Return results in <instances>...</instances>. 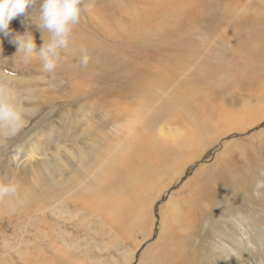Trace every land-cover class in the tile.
Returning a JSON list of instances; mask_svg holds the SVG:
<instances>
[{"label": "rangeland", "instance_id": "obj_1", "mask_svg": "<svg viewBox=\"0 0 264 264\" xmlns=\"http://www.w3.org/2000/svg\"><path fill=\"white\" fill-rule=\"evenodd\" d=\"M144 1L84 0L82 9L88 3L92 7L82 11L80 22L70 37V51L62 53V59L52 73L43 72L38 60L25 63L22 55L15 56L17 46L11 42L15 34L30 31L37 48L42 45V33L34 25L39 23V3L29 8L28 14L10 22V36L0 34V85L12 90L24 114V123L14 135L0 136V184H12L16 188L25 186L27 193L35 192L30 193L36 199V203L19 204L17 192L20 187L14 195L4 197L6 201L0 199V264H264V87H261V93L258 92L259 85L264 86V66L252 63V55L244 50L231 52L240 67L234 77L220 76L212 81L215 92L205 104L207 114L200 117L204 120L212 114L218 122L222 109L215 107L222 103L223 110L235 116L243 114L237 123L235 120L232 124L225 123L228 128L239 126L241 130L224 134L226 126H218L215 121L210 125L204 123L214 130L210 138L216 142L214 148L207 147L199 158H190L181 168H170V171L156 165L140 185L136 184L137 192L114 187L98 190L94 210L81 206L85 193L79 194L81 198L75 203L70 197L65 198V203L64 182L68 187L72 181L77 184L83 180L84 172L83 168L77 169L80 164L66 159L62 147L72 145L73 139L81 146H88L90 137L75 131L68 134L63 116L72 115L77 119L81 116L80 109L87 108L97 121L106 120L100 128L110 131L113 136L115 124L112 119L118 116L117 108L122 105L118 102L117 92L98 93L93 82L97 72L102 71L105 76L107 70L122 75L129 69L157 71L160 66L163 69L158 60L164 58L165 51L188 38L198 44L191 47L193 51L189 50V56L198 65L203 62L208 67H220L225 47L214 43V47H206L204 43L212 44L209 41L211 35H206L199 27L207 25L209 18L214 21V14L205 8L211 0H202L205 12L198 7L182 12L176 9L180 14H167L156 22L146 19ZM213 1L216 4L224 2ZM231 1L248 7V10L257 7L256 0L255 3L254 0ZM245 14L243 12V16ZM244 17L239 25V18L232 20L230 27L218 23L213 35H219L225 42H234L239 38L240 30L247 31L250 16ZM81 49H86L90 57L86 68L79 65ZM210 50L214 52L209 54ZM170 55L167 53L166 56ZM101 56H105V60H101ZM143 61L147 64L145 67H141ZM33 89H42L47 98L50 96L49 100L44 95L31 97L30 90ZM56 89L62 93L67 90V98L59 97ZM240 109L242 112L239 113ZM250 111L254 113H247ZM185 120L191 127L192 123ZM227 145H237L245 155L248 152L255 155L250 164L238 157L233 163L222 159L225 166L236 164L239 169L248 166L255 169L253 182L245 184V179L240 177L244 190L240 191L237 180L222 188L207 172ZM198 146L201 150V145ZM30 152L35 157L33 165L27 158L32 155ZM112 164L116 163L99 162L93 175L101 177L102 167L108 172L115 170ZM198 177L200 179L196 180ZM227 179L224 178V185ZM99 205L103 207L100 210L97 209ZM107 207H112V214H108ZM190 222L193 223L190 225Z\"/></svg>", "mask_w": 264, "mask_h": 264}, {"label": "bare ground", "instance_id": "obj_2", "mask_svg": "<svg viewBox=\"0 0 264 264\" xmlns=\"http://www.w3.org/2000/svg\"><path fill=\"white\" fill-rule=\"evenodd\" d=\"M211 1L212 2L206 3L205 8L208 10V12H212L214 14V21L209 18L210 20L208 19L207 25L199 27L204 30L206 35H211L212 39L209 38V41L212 44L204 43V45H207L206 47H214L213 43L222 46V48L225 47L222 51V57H220V67L218 69H216V67L214 66L208 67L203 62L199 63L198 65V63H196L194 59L189 56V50L193 51L191 47L198 46L196 42L189 40L188 38L184 41L182 40L183 42H180L179 44H175V47L171 42L170 44H172L174 48L172 49L171 47L172 50L169 48L167 51H165L166 55L167 53H170L171 55H165L162 60H158V62L163 65V69L162 66H160L159 68H157V71H152L150 69L146 71L145 69L140 68L134 70H126L122 75H118L117 72L109 70H107L105 76L102 71L95 74L93 82L94 85H96V90L98 91V93L100 95H103V93H111L109 91L113 90L112 92L118 93V102L122 103V105L117 108L118 116L112 119V124H115L113 128L114 130H111L112 133L114 132L113 136H110V131L106 132L105 130H102L100 128V125L106 120L97 121L95 117L92 116V111L88 110L87 108L80 109L79 114L81 116L77 119H74L72 115L63 116V121L66 129L68 130V134H71L73 131H75L78 132V134H80L81 136L90 137V139L88 140V146H81L80 143H78L77 139H73L72 141L75 142H72V145H64L62 147L64 155L67 154V158L65 156L64 157L66 159H73L75 162L80 164V168L78 167L77 169L83 168L84 172L83 180L79 181L77 184L72 181L71 186L68 187L64 182V186L66 188H63V198L65 200V203H67L65 198L70 197L73 199V203H75V200L77 201L81 198L79 194L85 193L84 196L86 198L82 199V201L80 200L82 203L81 206L85 208L90 207L92 210H94L98 190H105L109 187H114L118 190H126L128 188H131L134 192H137L138 190L136 186L140 185V181L145 179L152 170H155L156 165L159 168L168 171H170V168L175 167L179 169L181 168L184 161H187L190 158L198 157L201 154L204 155L205 149H207V147L214 148L216 141H212L210 138V136L213 135L212 132L214 130L208 126L212 121H215L218 126H226L225 123L232 124L233 120H235V123H237V119L241 118L240 115L243 116V114L239 115V113L242 112V109H240L241 111L238 110L239 113L235 112V114H238L240 117L235 116L231 114L230 111L223 110L225 109L223 108L224 105L222 103H219L217 107H215V105L213 106L218 110H223H221V114H219L220 117L218 119V122L216 121L217 117L215 118V116L212 114L210 115V117L204 120L200 118L201 116L204 118V115L207 114L208 106L205 104L207 103L209 98H213L212 93L215 92L212 90V81L216 77L220 76L227 78L234 77L238 71V68L240 67V64L238 65L235 62L233 55H231V52L237 53L238 51L244 50L252 55V63L264 66V0H256L257 7L252 10H248V7L246 8V6L244 5L238 6L231 0H224V2L220 4H218V2L216 4V2H214L213 0ZM256 1L254 0L253 2L255 3ZM142 5L143 10H145V12L147 11V16H144L146 17V19L148 18L152 22L158 21L167 14L172 15L175 12H178L176 9H179V12H182V10H185L186 8L190 9L191 7L193 9L195 7H198L202 10L204 8L202 0H145ZM192 8L190 10H192ZM243 12L247 13L244 16H250V19L247 23V31L240 30L239 38L235 39L234 42H229V40L228 42H225L220 39L219 35H213L218 27V23H221L219 24L220 26L222 25V23H224L230 27L229 23L233 24V22L231 21L239 18L240 21H237L239 25V23L241 21H244L245 18L243 16ZM200 13L201 12H199L198 14L200 15ZM209 17L212 16L210 15ZM176 18L178 19V17ZM175 21L177 20L175 19ZM221 31L223 32L224 29H222ZM170 41L172 40L170 39ZM213 52L214 50H210L209 54ZM227 53H230V55H227ZM100 59L105 60V56H101ZM143 62L144 63L141 62V67H145L147 65L145 64V61ZM260 85V89H258V92H260L261 87H264ZM46 89L47 88H45V90ZM56 90L55 93H57L59 97H63L64 99L67 98V90L64 93L60 92L59 89ZM258 92L256 91L255 93ZM255 93H253V95ZM43 95L44 98H47L45 92H43L42 89L30 90L31 97L41 98V96ZM50 95L52 94L50 93ZM49 98H47V100H49ZM236 110L237 109H235V111ZM31 111H33V109H31ZM31 111H29V113H31ZM213 111L215 110L213 109ZM251 112L252 111L247 113ZM253 113L254 112H252L250 115H252ZM247 115L248 114L244 116ZM185 119L192 123L191 127H193L194 129L190 127L189 123ZM238 127L236 129L233 126H231L230 128L226 126L227 130L226 132H224V134H229L233 130H241ZM198 145H201V150ZM223 151V154L220 153L218 155V158L215 159L214 164L209 167V171L207 170V172L213 176L215 184L221 186L222 188L228 187L232 180H237L240 191L244 190L245 185L244 183H242V181L240 182V177H243L245 179V184H249L251 180V182H253V178L255 177V169L249 166H246L247 168L244 169H239L236 164L225 166L222 159H224L225 162L233 163L235 158L238 157L242 160H245L247 164H250L251 162L253 163V159L255 158L254 153L248 152L245 155L243 152L238 150L237 145H227V147ZM60 152L58 154L59 157ZM27 158L28 162L33 165L35 160L33 154L27 156ZM99 162L116 163L112 164V166H115V170L108 172L106 168L102 167L100 168L101 177L94 176L93 173L96 171ZM39 163L40 162H38L37 164ZM63 163L64 162H62V164ZM43 164L45 166V163ZM69 165L67 167L68 169ZM32 167L33 166H31L30 168ZM221 167H225L226 169H222ZM86 172H89L90 175H87ZM225 177L229 178L227 179L226 185L223 184V180ZM200 178L201 180L203 179V181H205L202 176H200ZM200 178L198 177L196 178V180ZM153 184H155V182ZM150 186H152V184ZM253 186L256 188L257 183ZM21 187L19 189L17 188V193L19 194V199L17 201L19 202V204L25 205L27 203H36V199H33V196L30 193L32 192V194H35V192L28 191L27 193L26 191L28 189L24 186V188L26 189L25 191L24 188L22 187L23 189H21ZM206 188L207 187H204L203 189L206 190ZM145 193H147V191ZM226 193H228V191ZM134 194L135 193H133V195ZM3 200L6 201V198ZM52 205L54 206V203ZM52 205H46V207H50ZM102 208L103 207H101L100 205L97 206V209L99 210ZM106 210L109 211L108 214H112V207H107ZM66 214L68 215V213ZM77 216L79 217V214H77ZM85 220H87V218ZM82 221L84 222V220ZM192 223L193 222H190V225Z\"/></svg>", "mask_w": 264, "mask_h": 264}, {"label": "clouds", "instance_id": "obj_3", "mask_svg": "<svg viewBox=\"0 0 264 264\" xmlns=\"http://www.w3.org/2000/svg\"><path fill=\"white\" fill-rule=\"evenodd\" d=\"M40 4L39 23L34 24L42 33V45L37 48L35 37L30 31L15 34L11 40L17 46V54L22 55L25 63L38 60L45 73H52L58 67L62 53L70 51L73 28L79 24L82 11L90 10L91 3L81 5L84 0H0V34H12L10 22L28 14L29 8ZM45 32L48 33L47 40ZM90 57L86 49H81L79 65L87 67ZM24 123V114L16 102L11 89L0 85V136L14 135ZM17 188L12 184H0V199L14 195Z\"/></svg>", "mask_w": 264, "mask_h": 264}]
</instances>
